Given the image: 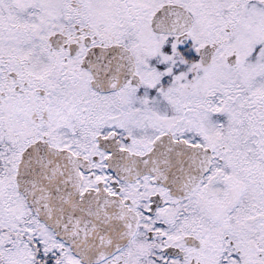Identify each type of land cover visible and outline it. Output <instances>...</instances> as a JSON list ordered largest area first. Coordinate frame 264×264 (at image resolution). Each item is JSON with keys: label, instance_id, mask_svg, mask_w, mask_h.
<instances>
[{"label": "snow or ice", "instance_id": "snow-or-ice-1", "mask_svg": "<svg viewBox=\"0 0 264 264\" xmlns=\"http://www.w3.org/2000/svg\"><path fill=\"white\" fill-rule=\"evenodd\" d=\"M0 264H264V0H0Z\"/></svg>", "mask_w": 264, "mask_h": 264}]
</instances>
